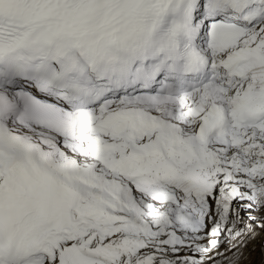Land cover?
I'll return each instance as SVG.
<instances>
[{"label":"snow or ice","instance_id":"snow-or-ice-1","mask_svg":"<svg viewBox=\"0 0 264 264\" xmlns=\"http://www.w3.org/2000/svg\"><path fill=\"white\" fill-rule=\"evenodd\" d=\"M258 231L264 0H0V264H240Z\"/></svg>","mask_w":264,"mask_h":264},{"label":"rangeland","instance_id":"rangeland-1","mask_svg":"<svg viewBox=\"0 0 264 264\" xmlns=\"http://www.w3.org/2000/svg\"><path fill=\"white\" fill-rule=\"evenodd\" d=\"M254 215L261 213L256 212ZM240 264H264V232L258 231L255 238L248 242L247 247L242 250Z\"/></svg>","mask_w":264,"mask_h":264},{"label":"bare ground","instance_id":"bare-ground-1","mask_svg":"<svg viewBox=\"0 0 264 264\" xmlns=\"http://www.w3.org/2000/svg\"><path fill=\"white\" fill-rule=\"evenodd\" d=\"M260 215H257V217H259ZM254 246V245H253ZM255 247V246H254ZM257 247V246H256Z\"/></svg>","mask_w":264,"mask_h":264}]
</instances>
